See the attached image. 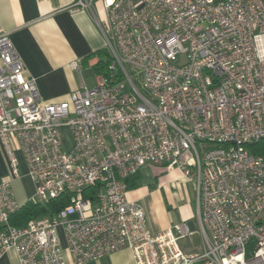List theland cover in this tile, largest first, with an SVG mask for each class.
<instances>
[{"label":"built area","instance_id":"2783aa9c","mask_svg":"<svg viewBox=\"0 0 264 264\" xmlns=\"http://www.w3.org/2000/svg\"><path fill=\"white\" fill-rule=\"evenodd\" d=\"M95 1L74 4L95 15ZM101 3L106 65L95 86L58 102L41 99L0 34V141L11 174L18 149L32 203L69 194L56 213L16 226L20 206L3 179L0 256L14 249L19 264H66V252L85 264L126 248L135 264H264V156L247 147L264 138V0ZM197 141L213 146L200 156ZM146 165L176 167L193 182L198 253L179 244L193 233L186 221L151 234L143 206L127 198L126 179Z\"/></svg>","mask_w":264,"mask_h":264},{"label":"crops","instance_id":"0c3cea01","mask_svg":"<svg viewBox=\"0 0 264 264\" xmlns=\"http://www.w3.org/2000/svg\"><path fill=\"white\" fill-rule=\"evenodd\" d=\"M74 3L75 0H0V34L7 33L25 64L27 75L34 78L43 101L58 102L81 85L88 87L84 72L91 77L93 87L102 65L109 58L96 13L95 17L91 11L78 8ZM72 61L78 62L77 69L71 68ZM15 156L18 177L11 174L0 141V182L6 178L10 180L13 196L22 206L33 195L35 187L28 175L24 155L16 149ZM155 169L162 168L146 165L139 170L136 187L128 189L127 198L143 206L151 234L186 221L193 233L180 239L179 244L187 255L198 253L202 241L196 204L178 195L167 181L157 182ZM177 177H180L179 171ZM60 234L65 247L61 229ZM194 234L199 235L200 243L192 241ZM65 260L66 264H72L66 252ZM0 264H19L16 251L9 249L1 255ZM85 264H135V261L132 252L125 248Z\"/></svg>","mask_w":264,"mask_h":264},{"label":"rangeland","instance_id":"374dc122","mask_svg":"<svg viewBox=\"0 0 264 264\" xmlns=\"http://www.w3.org/2000/svg\"><path fill=\"white\" fill-rule=\"evenodd\" d=\"M94 9L95 13L97 15V18L99 19L100 23L106 22V13L102 6L101 0H96L94 2ZM86 77V85L88 87H91L93 85L92 79L89 76L88 73L84 72ZM99 76V74H98ZM138 87L139 81L135 80ZM95 86V85H94ZM62 135H63V143H62V150L68 151L72 147V136L68 130L67 127L62 128ZM212 143H209L207 141H197L196 147L198 149V152L200 156L203 155V153L212 147ZM163 169V168H162ZM155 169L154 171L158 173L157 177L155 178L157 182H165L167 181L170 187L175 191L178 195H182L184 199L190 198L193 203L196 204V192H195V186L192 181H186L184 178L177 177L178 171L176 167H173L169 171H164V169ZM148 177L149 174H145V177ZM144 177V175H143ZM144 177V178H145ZM192 241L197 244L200 243V237L198 234H194L191 236Z\"/></svg>","mask_w":264,"mask_h":264},{"label":"trees","instance_id":"16d2710c","mask_svg":"<svg viewBox=\"0 0 264 264\" xmlns=\"http://www.w3.org/2000/svg\"><path fill=\"white\" fill-rule=\"evenodd\" d=\"M105 65L106 63L102 65V67L104 68ZM247 147L250 150V152L264 156V138L259 141L247 144ZM137 179H138V173L133 174L126 179L128 189L136 187ZM95 190H96V186L86 188L84 190V197L93 199L92 194L95 192ZM68 200H69L68 193H63L59 197L53 198L48 202H46L45 204L32 203L30 200H28L26 203L20 206L19 210L16 213H14L11 216L10 222L16 226H22L26 224L28 221L35 219L39 216L45 214H54L60 208L65 206L68 203Z\"/></svg>","mask_w":264,"mask_h":264}]
</instances>
